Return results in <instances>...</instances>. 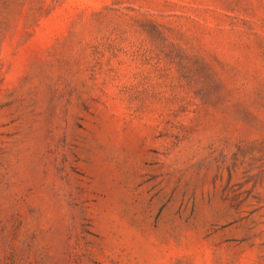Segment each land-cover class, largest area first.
I'll return each instance as SVG.
<instances>
[{
    "label": "rangeland",
    "instance_id": "374dc122",
    "mask_svg": "<svg viewBox=\"0 0 264 264\" xmlns=\"http://www.w3.org/2000/svg\"><path fill=\"white\" fill-rule=\"evenodd\" d=\"M0 264H264V0H0Z\"/></svg>",
    "mask_w": 264,
    "mask_h": 264
}]
</instances>
